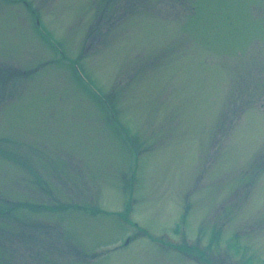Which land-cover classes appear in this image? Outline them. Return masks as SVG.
I'll return each instance as SVG.
<instances>
[{
	"label": "rangeland",
	"instance_id": "obj_1",
	"mask_svg": "<svg viewBox=\"0 0 264 264\" xmlns=\"http://www.w3.org/2000/svg\"><path fill=\"white\" fill-rule=\"evenodd\" d=\"M0 264H264V0H0Z\"/></svg>",
	"mask_w": 264,
	"mask_h": 264
}]
</instances>
